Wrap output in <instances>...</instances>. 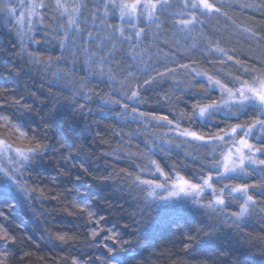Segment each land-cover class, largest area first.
Returning a JSON list of instances; mask_svg holds the SVG:
<instances>
[{
	"label": "snow or ice",
	"instance_id": "obj_1",
	"mask_svg": "<svg viewBox=\"0 0 264 264\" xmlns=\"http://www.w3.org/2000/svg\"><path fill=\"white\" fill-rule=\"evenodd\" d=\"M18 9L27 11H20L17 16ZM41 9L63 21L55 30L61 37L57 45L60 55L55 61H45L35 51L23 49L20 59L30 65L43 64L49 71L54 64L71 60L73 66L79 63L84 73L68 87L67 74L54 71L48 87L66 90L63 100L52 92L45 98L33 92L31 100L26 93H16L9 100L7 91H15L9 89V84L22 69L15 66L14 60L0 62V89H6L5 95L0 96V128L4 132L0 138V217L6 216L2 209L12 207L18 194L27 192L25 172L39 174L42 167L50 165L59 176L70 174L65 164L76 167L74 162L82 149L66 130L67 122L83 124L91 131L88 120L109 112L125 123L167 128L166 137L171 134L183 144L195 143L198 148H205L207 155L198 162V171L191 179L182 174H191V170L180 161L161 167L149 158L139 165L140 172L131 187L143 194L144 210L139 220L135 214L130 217L137 237L134 242L123 239L122 232L129 228L127 223H110L92 207L98 196H82L76 203L82 213H87L88 221L96 225L89 242L101 247L102 254L89 255L87 260L73 255L71 264H129V256L134 260L133 254L141 248L152 247L151 231L159 223L161 213L180 210L190 211L193 217L207 215L211 221L176 222L182 237L179 242L186 254L205 242L215 241L227 227L239 230L242 242L256 247L264 256V243L257 245L243 232L250 219L264 218V28L255 17L250 26L244 27L234 18L238 11H251L259 13V19L264 21V0H31L28 4L23 0H0V13L15 19L18 30L27 24L31 31L34 16L38 22L43 21ZM229 28L234 30L231 36ZM237 34L254 41L260 50L248 53L229 46ZM35 43L39 45L38 41ZM201 57L210 70H201ZM178 74L184 76L187 87L177 82L173 94L183 93L187 100L174 99L168 92L160 96L157 90L163 92L164 85L171 84V78ZM196 85L203 91H197ZM96 86H100L98 93ZM103 86H107V94ZM43 87L41 83L40 88ZM94 100L98 101L95 111L90 106ZM150 101L164 107L182 102L187 106L191 101L190 115L185 118L184 113H172V119L156 115L145 110ZM25 116L36 120L34 127ZM241 118H245L243 122ZM223 120L236 123L222 125ZM211 128L215 131H209ZM71 131L75 133L77 128L73 126ZM8 132L28 140L29 146L15 147L8 141ZM169 143L168 139L163 141ZM159 148L165 150L163 145ZM79 167L88 171L84 162ZM75 179L82 177L77 175ZM234 180L242 182L225 183ZM87 191L91 192L90 186ZM234 206L237 210H232ZM97 237H101L102 245ZM59 240L73 246V237L67 234H60ZM17 241L15 233L0 221V264H8L9 258L15 256L11 246ZM117 244L122 246L118 249ZM231 255L221 248L215 253L216 259L194 255L191 259L200 264H218L227 262ZM31 256V251H25L20 259ZM231 264H241L240 258H233Z\"/></svg>",
	"mask_w": 264,
	"mask_h": 264
},
{
	"label": "trees",
	"instance_id": "obj_2",
	"mask_svg": "<svg viewBox=\"0 0 264 264\" xmlns=\"http://www.w3.org/2000/svg\"><path fill=\"white\" fill-rule=\"evenodd\" d=\"M255 20L260 27L264 28V21L259 19V15L255 16ZM36 35L38 36V32L35 37ZM34 41L36 42V40ZM37 41L39 45L35 48L29 43H20L15 30L0 16V62L14 60L15 66L22 69L20 76L13 77L9 84V89L14 88L15 90L7 91L9 100L13 99L16 93H26L29 100L32 99L33 92L41 98L49 96L50 92L56 93L62 100L68 94L66 90L61 91L59 86L49 89L48 82L52 79L51 72L54 68L49 71L43 64L33 67L20 59L23 49H27L29 52H39L44 56L48 54L51 46L40 42L39 39ZM255 50L259 51L260 49L257 46ZM57 54L58 52L49 54L51 55L49 59L55 61ZM180 62L186 63L187 61ZM55 66L56 70H59V64ZM204 69L205 67L202 65V70ZM68 75H66L65 83L68 82L69 77L70 82H73L76 76ZM45 77L47 79H44ZM93 82L95 85V81ZM0 83L3 81L0 80ZM41 83L44 84L43 88H40ZM104 89L103 86V91ZM99 91L100 86H96V92ZM157 91L159 93V90ZM5 92L6 89H0V96L5 95ZM164 92L169 93L167 89L163 90V95ZM173 96L174 99L180 101L187 100L183 93H179L178 97L175 94ZM90 106L94 111L96 110L95 100ZM191 106V101L187 103V106L182 102L173 107L156 106L155 101H150V107L145 110L154 112L156 115H168L169 119L173 118L172 113H184L187 118L190 115ZM24 119L33 127L35 126L36 120L33 117L25 116ZM244 119L241 118L240 122H243ZM234 123H236L234 120L222 121V125ZM88 124L91 125V131L83 124L72 125L71 121L64 125L69 135L76 138L77 146L82 149L79 159L74 162L76 167H72L71 164L64 165L70 170V174L61 173L57 176L56 170L50 165L42 167L39 174L25 172L24 176L28 177L25 181L27 192L20 193L19 195L23 194L20 196L21 198L16 196V199L12 201V207L2 209L6 216L0 217V221H3L18 237L17 244L11 246L15 256L9 258L8 264H71L73 255L82 256L87 260L89 255L102 254L101 247L89 242L90 232L96 225L88 221L87 213H82L76 203L85 195L99 197L98 200L92 202V207L98 210V214L104 215L110 223L113 221L121 225L127 223L129 228L122 232L123 239L134 242L137 237L133 234L134 229L131 227L133 222L130 217L135 214V218L139 220V214L144 210L140 206L138 207V200L132 191L133 187H131L136 165L141 161H148L149 158L156 160L161 167L180 161L191 170V174L188 171H184L182 174L191 179L192 175L198 171V162L203 161L207 155L205 148H198L193 143L189 144L187 151L183 149L184 144H179L178 147L182 150L171 149L165 153L161 150L145 152L141 157V154L137 155L132 149L128 153V148L133 147L132 142L135 140H131L132 136H123L126 129L122 131L121 129L125 124L121 120H117L114 113L102 112L99 115H93L88 120ZM73 126L77 128L75 133L71 131ZM197 130L203 131L199 128ZM209 131L214 132L215 129L211 128ZM3 135V129L0 128V138H3ZM6 135L8 141L15 147L27 148L29 146L28 140L18 139L12 132H8ZM137 149H139L138 146ZM81 162L85 163L87 172L79 167ZM129 174L131 175L129 176ZM77 175H80L82 179L77 181L75 179ZM105 177L110 178L106 180ZM89 186L91 187L90 193L87 191ZM184 219L211 222L207 215L197 214L193 217L192 213L186 210L161 213L159 223L151 231L152 247L147 250L141 248L138 253L133 254L136 256L134 260L129 256V264H200V261L192 260L191 256H212L216 259L215 253L221 248L232 255L227 262L219 261L218 264H231V260L235 257L240 258L241 264H264V256L259 254L258 249L250 248L244 244L239 230H229L227 227L219 233L215 241L205 242V244L197 246L194 252L186 254L183 245L179 242L182 237L176 227V222L183 224ZM243 232L249 234L257 245L264 243V219L261 216L250 219L247 226L243 228ZM60 234L73 237V246L69 247L68 244L59 240ZM103 235L104 233L101 232V237ZM101 237L96 239L102 245ZM108 243L111 244V241ZM53 244L56 246L53 247ZM121 246V244L116 245L118 249ZM124 246L126 247V245ZM25 251H31L32 256L30 259L21 260L20 256ZM117 255L122 254L117 253ZM41 257L44 259L42 260Z\"/></svg>",
	"mask_w": 264,
	"mask_h": 264
},
{
	"label": "rangeland",
	"instance_id": "obj_3",
	"mask_svg": "<svg viewBox=\"0 0 264 264\" xmlns=\"http://www.w3.org/2000/svg\"><path fill=\"white\" fill-rule=\"evenodd\" d=\"M15 2H16V0H14V3ZM23 2L25 4H28L31 2V0H23ZM20 11L26 12L27 10L26 9H18L17 16L19 15ZM39 11L44 15L45 18L43 19V21L38 22V17H35V16L32 17L33 27L31 29V31L28 30L27 24L24 25L22 30H18V28L16 26L15 19L10 20L3 13H0V16L3 17L4 20L7 23H9L10 26L15 30V33L17 34L20 43L24 42V43L28 44L29 40L31 39L33 42L31 44L29 43V45H32L35 48L38 45H37V43H34L35 42L34 40L37 41V39H39L40 42L42 41L44 44L51 46L50 49L48 50L49 51L48 54L45 56H44V54H40L39 52H35L39 58L47 61L51 57V55H49V54H55L58 52L57 57L60 55V49L57 45H58V41L61 37L56 35L55 30L58 28V26L63 21L55 19L51 13L45 12L43 9H41ZM258 15H259V13L254 14L251 11H248V12H239L238 11L235 14L234 18L237 20L238 24H241V26L244 27V26H250L253 17L258 16ZM221 26H223V21L221 22ZM21 31L23 32V34H21ZM233 31L234 30L232 28H229L228 35L231 36ZM36 32H38V36L36 35V37H35ZM46 38L48 39L47 43H45ZM233 41H234V43L230 44L229 46L237 47L240 50H242L244 52H248V53H252L253 51H258V50H255V48L257 47L256 43L254 41L247 40L243 34L235 35L233 37ZM200 59H203V58L201 57ZM41 65H32V66L38 67ZM202 65L205 67L204 70H210V66L207 65L206 62H203ZM53 68L54 69L51 72V76H53L54 71L56 70V66L53 65ZM59 70L61 72H63V70H64V73L69 74L70 76H72L74 74V76H76L74 78V81L78 78H81L83 76V73H84V68H82L79 63H77L75 66H73L71 63V60H69V62L67 64H63V63L59 64ZM201 70H202V68H201ZM67 80H68L67 86L72 87L73 82H70V77ZM184 80H185V78L182 74H178L177 76L172 77L171 78L172 83L171 84H165L164 85V91H166V89H167L170 94H173V88L176 86L177 82H179L181 87H187V84L184 82ZM104 88H105L104 92L107 94L108 93L107 86H104ZM195 89L203 91V89L199 85H196ZM159 94L163 95V93L160 91H159ZM174 94L176 95V97H178L179 92H176ZM147 98L148 97H146V99ZM97 103H98V101L95 100V106L97 105ZM117 111H118V109H117ZM107 113H109V112H107ZM110 114H112V113H110ZM122 122L125 124V126H123L121 131L126 129L123 133V136L124 137L125 136H127V137L132 136L131 140L132 139L135 140L132 142L133 147L128 148V153L132 149L133 151H135V153L137 155L141 154V157H142L145 152L146 153L150 152L149 151L150 148L152 149L151 152H153V151L159 152L160 151L159 146L163 145V147L165 149L163 151V153H165L166 151H170L171 149L172 150L180 149V147H178L177 145L183 144V143H181V141L178 138L172 136L171 134H169V136L166 137L165 133H168L167 128H157V127H152L151 125H141V124H137V123L132 122V121H129L127 123H125L124 121H122ZM127 129H128V131H127ZM165 139H168L170 141V143L169 144H163V141ZM135 145H137L139 149H137V146H135ZM183 149L185 151H187L189 149V144H184ZM180 150H182V149H180ZM163 155L166 156V154H163ZM144 163H147V161L146 162L141 161V162H139L138 165H136L137 168L135 170L134 178L140 172L139 165H142ZM134 178H133V180H134ZM143 178L147 179L149 177L144 176ZM240 182H242V181H240V180L225 181V183H229V184H238ZM132 191L138 200V204L137 203L136 204L138 205V207L140 206L141 208L144 209V206L141 203V199H142L143 194L139 193L137 190H135V188H132ZM20 196H23V194ZM232 210H237V208L234 206ZM255 217L259 218V216H255ZM262 219H264V218H262Z\"/></svg>",
	"mask_w": 264,
	"mask_h": 264
},
{
	"label": "bare ground",
	"instance_id": "obj_4",
	"mask_svg": "<svg viewBox=\"0 0 264 264\" xmlns=\"http://www.w3.org/2000/svg\"><path fill=\"white\" fill-rule=\"evenodd\" d=\"M17 196H18V197H20V195H19V194H18ZM20 198H21V197H20Z\"/></svg>",
	"mask_w": 264,
	"mask_h": 264
}]
</instances>
